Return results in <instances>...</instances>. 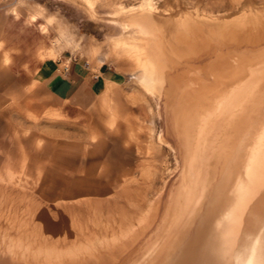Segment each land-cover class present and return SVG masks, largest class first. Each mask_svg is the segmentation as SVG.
I'll list each match as a JSON object with an SVG mask.
<instances>
[{
  "label": "rangeland",
  "instance_id": "rangeland-1",
  "mask_svg": "<svg viewBox=\"0 0 264 264\" xmlns=\"http://www.w3.org/2000/svg\"><path fill=\"white\" fill-rule=\"evenodd\" d=\"M143 14L184 28L214 21L264 39V0H0L2 248L25 246L26 232L54 241L82 233L93 244L132 230L158 197L161 212L181 156L170 107L151 69L135 64L148 37L130 19ZM76 61L122 74L109 98L112 124L100 102L71 117L25 107L33 68Z\"/></svg>",
  "mask_w": 264,
  "mask_h": 264
},
{
  "label": "bare ground",
  "instance_id": "bare-ground-1",
  "mask_svg": "<svg viewBox=\"0 0 264 264\" xmlns=\"http://www.w3.org/2000/svg\"><path fill=\"white\" fill-rule=\"evenodd\" d=\"M131 23L148 37L135 64L151 69L181 156L161 212L158 197L132 230L95 236L96 245L82 233L26 232L25 246L0 245V264H263L264 39L214 21L184 28L143 14Z\"/></svg>",
  "mask_w": 264,
  "mask_h": 264
},
{
  "label": "crops",
  "instance_id": "crops-1",
  "mask_svg": "<svg viewBox=\"0 0 264 264\" xmlns=\"http://www.w3.org/2000/svg\"><path fill=\"white\" fill-rule=\"evenodd\" d=\"M28 74L24 105L31 114L48 112L71 117L100 102L109 113V124L113 123L109 98L123 78L110 66L100 64L90 68L76 61L60 67L55 64L33 68ZM106 82L109 83L108 90H105Z\"/></svg>",
  "mask_w": 264,
  "mask_h": 264
},
{
  "label": "built area",
  "instance_id": "built-area-1",
  "mask_svg": "<svg viewBox=\"0 0 264 264\" xmlns=\"http://www.w3.org/2000/svg\"><path fill=\"white\" fill-rule=\"evenodd\" d=\"M84 65H86V64H84Z\"/></svg>",
  "mask_w": 264,
  "mask_h": 264
}]
</instances>
